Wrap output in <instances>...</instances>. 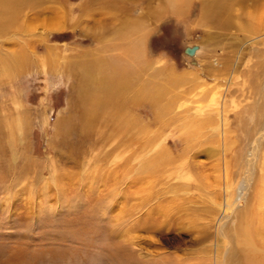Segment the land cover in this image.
I'll list each match as a JSON object with an SVG mask.
<instances>
[{
	"label": "rangeland",
	"instance_id": "374dc122",
	"mask_svg": "<svg viewBox=\"0 0 264 264\" xmlns=\"http://www.w3.org/2000/svg\"><path fill=\"white\" fill-rule=\"evenodd\" d=\"M84 1L31 5L0 30V264H120L129 236L158 251L145 259L211 262L227 190L248 160L262 170L264 0H226L225 18L203 14L216 0H127L144 27L125 39V13ZM94 13L112 19L101 39L73 25ZM124 43L129 58L142 43L133 88L88 116L80 64L98 53L81 54L120 57ZM163 144L176 160L161 164Z\"/></svg>",
	"mask_w": 264,
	"mask_h": 264
},
{
	"label": "bare ground",
	"instance_id": "6f19581e",
	"mask_svg": "<svg viewBox=\"0 0 264 264\" xmlns=\"http://www.w3.org/2000/svg\"><path fill=\"white\" fill-rule=\"evenodd\" d=\"M47 1L49 0H0V30L3 31V28H6L7 30L8 26H10V28L11 26L13 28L20 27V22L22 20L20 21L19 17L21 19L20 15L24 8H29L31 7V5H38L42 2ZM125 1L127 2V0H86L84 1V3H82L83 6H81L85 9H90L93 5L100 6L103 4L113 10L114 16H117L120 13H125L124 15L122 14L123 16L120 21L121 32L120 35H118L121 36L122 39H125L123 37L125 36L128 38L129 28H134L135 30L141 31L144 27L142 20L138 17L136 19L127 17V8L125 7ZM184 1L185 0H167V2L163 4V10L165 11L166 9H170L171 12H180L182 10V6L180 5V3ZM232 1L244 2V0H231V2ZM252 1L254 2L256 0ZM224 3L226 4V0H216V2H214L212 5L208 4L207 2H203V14H205L208 10L211 11V9L215 11L220 10V12L222 13V17L225 18V15L228 13L226 11H228L230 7H226ZM40 6H42V4ZM27 11L29 10L27 9L25 12L27 13ZM94 14H86V17H91L92 19H88L86 17H84L83 19V15L78 16L73 25L79 26V24H82V22L85 21L87 23L86 27H88L89 29L86 27H81L80 30L82 34L91 33L95 36V38L101 39L102 36H104L105 31L107 30V25L112 22V19L110 20L103 16H97V14ZM22 22L25 21L23 20ZM24 27L21 28L24 29ZM51 27L53 30L56 28L55 26V28H53V26ZM12 29L11 31L15 30ZM98 42H100V40ZM140 44L142 43H138L137 45L135 44V47L131 50L132 56L130 58L129 55L131 54L128 55V43H124L122 45L124 49L122 56L120 57H115L114 55L103 56L100 54L101 50H107L110 48L109 46L86 50L81 54V56H95L94 54L98 53V57L96 56L93 59L91 58L89 60H85L80 64L82 73L81 76L84 77L82 87H84L83 91L86 93L85 98L88 99L89 103L85 109V113L88 114V116H90L89 114L92 115V113L95 114L98 111L102 110V108L109 103L112 104V107L114 106L113 108L119 107L120 98L129 95L130 90L133 88L131 84H133L138 76L137 75L135 76L136 78H134V70L135 66L137 67V65L134 64L133 60L134 58L136 59V61L139 60L137 58L139 57V53L141 52ZM197 48L198 47L195 46L193 51L190 54H187L193 55ZM12 57L19 62L23 58V54L21 53V51H17V53ZM140 62L141 61H139V63ZM261 135L264 136V132L259 134V136ZM262 138H259L257 143H260L262 141ZM158 153L161 157V164L170 163L175 159L170 150L165 147V144L161 146V149ZM261 163L262 170L256 171L253 163L251 164V161L248 160L245 174L241 177V179H239V185L237 186L236 184V186L233 188V192L232 186H230L231 188L229 187V189L227 190L230 195H226L223 207L224 214L221 216V218H219L220 216L218 217L219 220L215 219L213 224L217 242H214V251L213 254L211 253L212 261H206L202 264H264V155L262 156ZM258 186H260V188L258 190V193L256 194L257 203L253 208V205L250 206V204L252 202L251 200L254 198ZM134 228L135 226L133 223L128 224V231ZM125 242L126 246L119 243H114L116 244L115 249H119L121 251L119 253L120 255L113 253L112 256H114L115 258V260L113 259L114 263H116L115 261H117L120 264H186L183 263V261L181 262L180 259H176L174 260V262H164V259L159 260L160 258L154 260L145 259V257L149 255L158 256L159 253L158 251H153V253L145 251L144 248L140 245L141 241L139 242L137 236H129L127 237V241ZM188 264L197 263L188 262Z\"/></svg>",
	"mask_w": 264,
	"mask_h": 264
},
{
	"label": "water",
	"instance_id": "95a60500",
	"mask_svg": "<svg viewBox=\"0 0 264 264\" xmlns=\"http://www.w3.org/2000/svg\"><path fill=\"white\" fill-rule=\"evenodd\" d=\"M194 47H195V46L186 47L185 52H187V53L190 54V53L193 51Z\"/></svg>",
	"mask_w": 264,
	"mask_h": 264
}]
</instances>
